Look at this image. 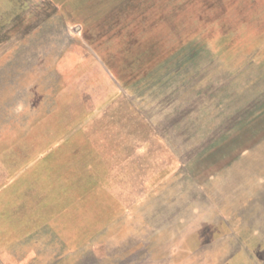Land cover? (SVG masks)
<instances>
[{
	"label": "rangeland",
	"instance_id": "rangeland-1",
	"mask_svg": "<svg viewBox=\"0 0 264 264\" xmlns=\"http://www.w3.org/2000/svg\"><path fill=\"white\" fill-rule=\"evenodd\" d=\"M0 264H264V0H0Z\"/></svg>",
	"mask_w": 264,
	"mask_h": 264
}]
</instances>
